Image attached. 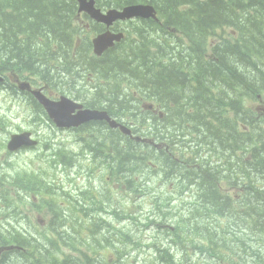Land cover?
I'll use <instances>...</instances> for the list:
<instances>
[{
  "label": "trees",
  "instance_id": "16d2710c",
  "mask_svg": "<svg viewBox=\"0 0 264 264\" xmlns=\"http://www.w3.org/2000/svg\"><path fill=\"white\" fill-rule=\"evenodd\" d=\"M96 1L101 8L149 3L160 21L126 27L124 40L96 58L90 33L101 25L79 13L77 0H0V72L39 73L50 86L82 63L98 82L87 103L114 114L134 110L133 134L143 140L90 122L82 128L90 133L85 148L97 147L90 168L54 159L56 175L47 168L21 179L16 201L33 204L53 187L59 193L54 180L63 178L71 190L62 188L65 211L54 214L72 212L75 222L60 229L53 219L45 234L26 228V217L21 228L0 221V264H127L128 246L139 239L130 221L121 226L131 217L140 230L157 227L161 264H238L248 253L251 261L241 264H264V0ZM168 180L188 200L163 190ZM137 194L151 198L141 219L124 213L126 197ZM10 197L0 194L1 212Z\"/></svg>",
  "mask_w": 264,
  "mask_h": 264
},
{
  "label": "rangeland",
  "instance_id": "374dc122",
  "mask_svg": "<svg viewBox=\"0 0 264 264\" xmlns=\"http://www.w3.org/2000/svg\"><path fill=\"white\" fill-rule=\"evenodd\" d=\"M120 24L124 29H126V24ZM42 37L43 36L40 35L39 39ZM57 41L59 40L56 39L52 43L55 44ZM72 54L74 53L72 52ZM80 65L81 71L85 69L84 75H79L76 72L74 74L75 76L73 78H68L67 81H59V79H52V82H54L55 80L57 81H55V83H53V85L48 88V91H52L53 89L62 92L66 91L68 93H74L75 95H79L70 96L72 98H82L86 100L95 99L98 95L95 91L92 90V88L97 86L98 83L97 81H92L93 76L88 74L89 67H84V65H82L81 63ZM36 74L39 76L23 74L19 80H28L32 81L33 83L42 85V77H40L39 73ZM5 76L8 78L10 84L16 80V78L10 76V73L8 74L5 72ZM24 76H27L28 79L24 78ZM57 84L59 85L57 86ZM1 89L2 88H0V171L5 173L6 175L3 177V179L4 183H7L8 185L6 187L8 188L9 193H12L13 190H19L17 182L20 181L21 177L25 178L26 174H37L47 168H49V174L53 173L54 175H56V173H58L52 172L53 165L49 164V161L51 159L48 157V149L51 146L57 149L61 145V148L59 149L60 153H64L69 156H71L72 154L76 155L77 159L75 160H80L82 162H87L90 159L91 153L97 151L96 146L88 145V148H85V145L83 144V141L88 138L90 133H87L83 130H80L76 133H73L74 131H72L69 134L62 130L57 131L56 127L48 126L50 125V122L45 120L46 117L44 118L43 114L40 112V110H38L37 107L35 108L36 110H34L33 108L35 106L33 104H23L22 101L24 100L25 96H11V92L5 90L3 91ZM262 98L264 99V95ZM259 104H261V107L264 108V102H261ZM250 105L254 108L257 106L256 103H250ZM26 128H28L29 130H34L39 134L41 138V144L39 148H26L18 152H10L7 148V144L10 139L11 133L18 132L19 129ZM94 140L95 138L93 137V140L91 139L90 141L94 143ZM56 160L58 162L67 164V162H65L61 157ZM62 169L63 167L60 169V171H62ZM55 181L61 183L60 192L57 193L56 189L51 191L47 195L48 200L45 199L43 200V202L50 204L53 203V208L60 207L63 211H65V207H61L63 204L62 196L65 192L62 190V188L64 187L68 190H71V188L63 178L55 179L54 182ZM171 183L174 182L170 180L166 181L165 185L163 186V190L174 193L176 196V201L178 202H182L185 199L188 200L186 194H176V184L174 183V185H172ZM156 192H158V190ZM75 196L82 199V196L79 194H76ZM126 198L128 200L123 205L126 204L127 210L124 213H130L133 216L140 215V219L145 218V216H147L150 208L148 202L151 201V198L147 199L145 197V194L128 195ZM126 198H124V200ZM78 202L83 204V202ZM85 202H87V199ZM63 211H61L59 216H55L57 219V225L61 229L62 225L64 224V221L66 220L65 222L68 223V228H70L75 222V215L72 212L63 213ZM53 214L54 209H51L50 207L29 206L28 211L26 210V208H24L23 212H18L17 209L11 211L5 209L4 212H0V219L3 221L11 219L13 221V225L11 226L15 227L17 225L19 226V221L26 217L25 223L29 225L33 233H37V230H39L42 233L49 234V228H51L52 226L51 216ZM103 214L107 217L108 211L103 212ZM99 217L103 219L102 215H99ZM59 218H62L63 220H59ZM109 220L114 221L113 214ZM103 221L105 220L103 219ZM136 221L137 220L131 217L126 220L125 224H121V226L126 229L125 226L129 222V224L131 225V229H134L137 232L136 238H139L138 241L131 242V244L128 246V250L130 251V253L128 254V257L126 259L128 260L126 261L127 264H161V260H157L156 256L154 255L157 250V246L154 242H162V240L157 237V227H153L154 225H152L145 229L143 228V230H140V226ZM114 223L119 226L117 222L114 221ZM89 225L91 226V224ZM18 228L21 227L19 226ZM79 230L82 231V234L86 232L88 233V227H85L84 225L79 227ZM248 235L250 236L251 234ZM177 257H181L179 252H177ZM180 259L177 262L180 263ZM205 264H211V262L205 261ZM219 264H222V262Z\"/></svg>",
  "mask_w": 264,
  "mask_h": 264
},
{
  "label": "water",
  "instance_id": "95a60500",
  "mask_svg": "<svg viewBox=\"0 0 264 264\" xmlns=\"http://www.w3.org/2000/svg\"><path fill=\"white\" fill-rule=\"evenodd\" d=\"M80 5V11L87 12L91 18L96 20L97 22L105 23L107 26L112 25L116 20L122 19H130L133 17H141V18H157L156 9L152 5H143V4H133L125 6L122 9L112 8L106 12L101 11L100 8L96 7L95 0H78ZM122 38V34H116L110 31L99 34L97 37L93 39L94 51L100 55L108 48L112 47L116 41H120ZM26 85H22L21 88H26ZM35 94L36 91L34 92ZM38 100L44 105V107L49 112L50 116L55 118V121L59 125H78L83 123L84 121H88L90 119H107L112 126H120L125 132L130 133V129L124 127L122 125L116 124L114 121H111L110 117L106 114V112L97 111V110H84L80 111L74 117H70L74 108H78L79 105L72 104L69 99L63 98L60 104H54L47 97L37 96ZM68 102L69 104L63 105V102ZM73 108V110H72ZM66 113V116L65 114ZM70 113V114H69ZM29 133H17L12 134L11 139L8 143V148L10 150L17 149L21 145L31 144L29 140Z\"/></svg>",
  "mask_w": 264,
  "mask_h": 264
},
{
  "label": "flooded vegetation",
  "instance_id": "af4514ba",
  "mask_svg": "<svg viewBox=\"0 0 264 264\" xmlns=\"http://www.w3.org/2000/svg\"><path fill=\"white\" fill-rule=\"evenodd\" d=\"M104 54H105V53H103L102 55L98 56V54L96 55V54H94V53L91 51V54H90V55H92V57L99 58V57H102ZM91 61H92V59H91ZM74 69L76 70V72H77L79 75H80L81 73L84 75V70L81 71V69L78 68V66H75ZM12 84H13V86L9 85V82H8V80H7L6 78H4V81L1 83V85H2L5 89H7L8 87H10V88H11V89H10V92L14 93V95L17 94V95H15V96H24L23 94H18L17 91H15V88H14V86L16 85L15 82L12 83ZM31 86L34 88L33 83H31ZM40 89H43V88L40 87ZM7 90H8V89H7ZM14 95H13V96H14ZM64 95H65V96H76L75 94H74V95L69 94V93L59 94V93H56V92L48 93V94H47V96H55V97H56V96H64Z\"/></svg>",
  "mask_w": 264,
  "mask_h": 264
},
{
  "label": "bare ground",
  "instance_id": "6f19581e",
  "mask_svg": "<svg viewBox=\"0 0 264 264\" xmlns=\"http://www.w3.org/2000/svg\"><path fill=\"white\" fill-rule=\"evenodd\" d=\"M12 10V9H11ZM16 18V17H15ZM10 26H11V24H10ZM118 27H119V29L120 30H125L122 26H121V24L119 23V25H118ZM82 64V63H81ZM78 65H79V63H78ZM77 65V66H78ZM83 65V64H82ZM71 66V65H70ZM78 68H80L81 69V65H79L78 66ZM129 68V67H128ZM84 71H85V69H83ZM80 75H83L82 73L80 74ZM126 76V75H125ZM145 77V76H144ZM175 79V78H174ZM167 80V79H166ZM156 81V80H155ZM147 83V82H146ZM151 91V90H150ZM204 92V91H203ZM175 93V92H174ZM170 94V93H169ZM205 95V94H204ZM102 96V95H101ZM103 96H105V95H103ZM175 96V95H174ZM190 96V95H189ZM195 96V95H194ZM112 100V99H111ZM119 101V100H118ZM163 135V134H162Z\"/></svg>",
  "mask_w": 264,
  "mask_h": 264
}]
</instances>
